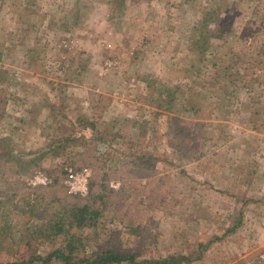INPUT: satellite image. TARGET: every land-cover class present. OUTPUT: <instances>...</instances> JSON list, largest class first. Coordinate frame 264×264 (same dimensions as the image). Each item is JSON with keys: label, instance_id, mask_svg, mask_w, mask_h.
<instances>
[{"label": "rangeland", "instance_id": "obj_1", "mask_svg": "<svg viewBox=\"0 0 264 264\" xmlns=\"http://www.w3.org/2000/svg\"><path fill=\"white\" fill-rule=\"evenodd\" d=\"M132 1L0 0V262L52 245L71 167L97 243L148 258L211 240L190 264H264V76L240 75H264V0H146L148 37ZM217 2L228 32L201 54L192 29Z\"/></svg>", "mask_w": 264, "mask_h": 264}, {"label": "trees", "instance_id": "obj_2", "mask_svg": "<svg viewBox=\"0 0 264 264\" xmlns=\"http://www.w3.org/2000/svg\"><path fill=\"white\" fill-rule=\"evenodd\" d=\"M229 7L230 4L227 2H217L215 4L209 3V5L206 4L203 6L202 15L192 29L193 35L191 40L196 39L198 36L197 33L199 34V37L197 38L198 40H194V46L191 45V48H193L192 50H198L201 54H203V52L211 47L209 39L215 36L216 32H228L227 26H225V24L229 19ZM222 19L223 22L219 26H215L216 23H218L217 21H221ZM247 30L248 29L242 30V34L244 35ZM249 32L251 34L253 30L249 28ZM199 40L201 42H198ZM232 54L236 57H240L241 51L232 52ZM244 63L248 65L251 63L254 65V61L252 60ZM221 69L222 72L224 70L225 74L227 73L225 67L222 68V66H219L218 70L220 71ZM242 69H247L244 70L246 74L245 72L240 74L242 75L241 78L244 77V79L242 78L243 81L247 80L256 83L257 85L261 84V79L264 75H262L261 72H257L255 66L251 68V72H248V67ZM227 77L230 79L229 75ZM82 121L80 123L82 124V128L93 130L94 123H86L85 120ZM32 163H34L33 160L27 161L25 164H23V167L28 169L31 167ZM145 169L148 168L145 167ZM56 179L57 178L54 177V185H58V181H56ZM89 191L91 193L93 191L92 184L89 185ZM63 193L67 198H71L70 200L73 199L74 204L68 205L66 198V200H60L61 207L65 208L64 210H66L65 214L59 219L58 222H54L50 225L49 233L47 231L41 232V234L45 233L43 236L48 235L50 238L55 239L48 250H46L43 255L38 253L32 254V256L29 257H26L25 253L22 254L21 250L20 254L16 256L13 261L0 262V264H190L193 262V260L200 259L202 257V251L205 250L211 243V240H209L206 244L199 243L198 247H201V250L197 252L196 256L193 254L178 253L167 254L165 256L159 257L139 258L134 248L129 246L122 247L121 245H102L97 243L98 235L97 238H95L94 235L85 234L84 229L86 227L91 228L96 225L97 220L102 216L101 210L93 208L86 203L82 204L81 206H76L78 198L80 197L69 194L67 192L66 186H64ZM84 240H95L97 243L95 250L87 251Z\"/></svg>", "mask_w": 264, "mask_h": 264}, {"label": "built area", "instance_id": "obj_3", "mask_svg": "<svg viewBox=\"0 0 264 264\" xmlns=\"http://www.w3.org/2000/svg\"><path fill=\"white\" fill-rule=\"evenodd\" d=\"M108 64H111L109 62ZM66 175L64 184L67 192L72 195L85 196L88 192V174L84 170H75L71 167L65 168ZM48 183V178L41 172H37L32 183Z\"/></svg>", "mask_w": 264, "mask_h": 264}, {"label": "crops", "instance_id": "obj_4", "mask_svg": "<svg viewBox=\"0 0 264 264\" xmlns=\"http://www.w3.org/2000/svg\"><path fill=\"white\" fill-rule=\"evenodd\" d=\"M144 3H146V0H133L132 1V7H133V16H131L132 18H130V22L132 23H137V22H139V23H141L142 25H140V27H139V29H142V34L145 32V31H151V27L149 26V24H150V22H151V20H152V16L151 15H146V14H141L140 15V13L143 11V8L145 7L144 5ZM147 4V3H146ZM124 8H122L121 7V10H123L124 11V9L126 8V6H123ZM145 9V8H144ZM140 18V19H139ZM106 21H108V20H106ZM148 25V26H147ZM143 26H145V28L143 27ZM147 27V28H146ZM134 28V27H133ZM143 30H145V31H143ZM160 29L158 28V31H159ZM154 31V30H153ZM144 36H147L148 37V33H146V34H143ZM143 36V37H144ZM141 39H139L138 41H135V45H137L136 46V48H140L141 47ZM135 48V49H136ZM142 48V47H141ZM137 63V64H140L141 63V60H140V58L139 59H136V60H134V63ZM17 101H19V100H17Z\"/></svg>", "mask_w": 264, "mask_h": 264}]
</instances>
